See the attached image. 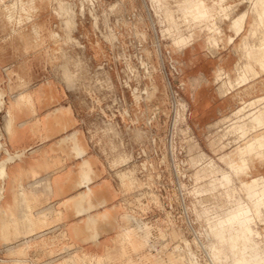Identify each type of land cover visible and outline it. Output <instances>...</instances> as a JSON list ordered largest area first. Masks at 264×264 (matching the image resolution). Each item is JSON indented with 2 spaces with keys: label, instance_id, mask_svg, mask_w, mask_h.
<instances>
[{
  "label": "rangeland",
  "instance_id": "374dc122",
  "mask_svg": "<svg viewBox=\"0 0 264 264\" xmlns=\"http://www.w3.org/2000/svg\"><path fill=\"white\" fill-rule=\"evenodd\" d=\"M9 1L12 0H5L6 3ZM67 1L73 3L76 9V25L67 29L64 27L66 18L49 12L43 14L59 37L58 42L46 38L40 49H27L25 41L20 42L18 38L13 44L4 40L8 32L3 29L4 23L0 18V91L4 92V103L0 107L1 141L6 148L8 109L16 95L21 92L35 93L39 88L46 87L44 83L65 90L91 147L95 148L107 170L106 177L119 193L118 206L113 211L115 218H110L109 224H113L111 230L101 235L100 248L90 242L74 243L65 234L63 226L50 228L52 224L31 236L30 239H34L30 242L31 251L23 257L9 254V249L20 246L23 239L12 244H3L0 239V264L17 258L25 259L24 264H54L77 254L80 256L79 262L91 264L83 252L87 249L93 253L101 252L106 246L105 253L89 254L96 259L112 249L114 254L120 256V251L116 252L115 249L120 248L116 240L119 239L121 226L126 223L122 218L124 212L153 228L152 242L161 251L157 254L154 248L147 246L132 251L128 246L127 255L132 257L134 264H139L140 258L145 256L153 258L152 264H158V259L161 264H194L191 260L189 262L192 254L199 264H212L210 247L215 246L216 250L221 247L218 240L208 233L209 221L206 216L212 218L217 213L224 214L228 207H235L236 199L246 200L240 183L255 176L254 165L257 167L256 173L264 175L263 154L253 149L248 156L250 170L245 168L246 173L233 176L229 186H221V174L230 173L228 161L226 158L222 161V156L226 157V153L233 151L230 161L236 162V148L250 139H240L233 125L244 122L242 117L260 105L246 107L241 115H237L236 111L264 95L241 103L233 117L207 126L205 112L194 108L197 103L195 92L205 81L193 78L197 72L193 68L195 45H202L203 50L205 41L212 44V33L207 22L198 19L188 21L177 7L182 0H98L95 11L97 21L88 11L87 3L86 13L79 14L84 0ZM212 1L205 0L210 6ZM241 1L227 0V4L232 5L229 19L235 18L244 9V6L237 5ZM116 3L120 9L112 11L110 6ZM57 6L55 0L50 4L53 8ZM167 10L174 22L167 17ZM223 13L221 10L215 12L211 22L220 26L221 20L226 21ZM181 19H185L184 22ZM166 22L171 24L167 26ZM249 34L253 37L250 29ZM237 35L230 44L235 43ZM156 39L162 62L157 55ZM255 43L259 44V40L255 38V41H249L247 35L241 39L239 46L245 59L244 44L255 46ZM59 46L62 49L58 53L55 49ZM201 55L197 54L198 59ZM67 69L73 74L71 80L65 76ZM255 69L258 73L255 77L264 72L256 64ZM221 78L222 73H217V79ZM154 85L157 89L151 98L137 102L136 96L145 90L151 91ZM217 92L215 98L220 101L226 89L220 85ZM141 95L145 97L144 93ZM250 126L251 123H248ZM124 154L130 156L128 163L111 166L113 159ZM202 154H205L204 159H201ZM5 156L3 149L0 161ZM132 169L137 184L133 188H126L119 174ZM211 183L216 184L215 189H212ZM38 209L35 205L34 210L37 212ZM252 223L251 227L257 231L254 238L264 251V206L260 217L256 216ZM132 225L131 222L126 224ZM43 238L53 240L54 244H37ZM134 240L139 242L140 238ZM223 251L228 253L229 249ZM172 253L177 256L176 259H182L173 262ZM231 261V257L226 259L222 254L217 264H231ZM104 264H118V261Z\"/></svg>",
  "mask_w": 264,
  "mask_h": 264
},
{
  "label": "crops",
  "instance_id": "0c3cea01",
  "mask_svg": "<svg viewBox=\"0 0 264 264\" xmlns=\"http://www.w3.org/2000/svg\"><path fill=\"white\" fill-rule=\"evenodd\" d=\"M237 5L244 6V9L236 16L249 11L246 1L242 0ZM252 22L253 17L249 11L242 31L235 37V43L227 44L226 36L233 35L234 32L228 28L230 21L221 20L219 25L223 35L220 37L219 45L214 46L205 41L203 50L200 44L194 47L193 68L197 72L193 78L205 81L195 92L197 103L194 108L196 111L205 112L207 126L233 117L243 101L264 95V72L250 78L246 83L237 84L241 67L245 62L244 52L239 44L245 35L249 37V41H255V37L249 34ZM197 54L203 55L198 59ZM257 69L259 70L258 67ZM219 72L222 73L221 79H217ZM230 82L234 84L232 89ZM43 85L46 87L39 88L35 93H19L10 106L13 128L11 134L5 130L6 149L11 154L21 157L7 166L3 197L0 201V208L6 212L8 219L20 218V189L23 187L34 220L39 226L32 234H21L17 239L6 242L1 228L0 213V239L4 244H12L18 239H23L20 244L22 246L34 240L30 239L33 234L52 224L50 228L63 226L65 234L70 236L74 243L90 242L100 248L101 235L112 228L113 224L109 222L118 206L119 193L116 186L106 177L107 170L103 167L95 148L91 147L67 92L50 83ZM220 85L226 89V93L217 101L215 97ZM20 94L30 95L32 103L19 101ZM247 137L250 139L235 150L237 153L243 150L241 156L246 162L242 165V172L245 173V168L250 170L248 163L250 150L258 149V154H263L264 159V127L257 128L240 139ZM232 153L233 151L226 155ZM253 171L255 176H264L256 173L255 165ZM84 177H90L91 182L85 185ZM88 191L92 194L91 198L86 200ZM35 205L39 207L37 212L34 210ZM80 207L86 210L77 213ZM44 213L47 216L43 221ZM90 216L96 218L95 224H88ZM92 234L96 237L93 238ZM106 248L107 246L97 253L88 249L86 251L90 254H102L106 252ZM12 249L14 248L9 249V252Z\"/></svg>",
  "mask_w": 264,
  "mask_h": 264
},
{
  "label": "bare ground",
  "instance_id": "6f19581e",
  "mask_svg": "<svg viewBox=\"0 0 264 264\" xmlns=\"http://www.w3.org/2000/svg\"><path fill=\"white\" fill-rule=\"evenodd\" d=\"M52 1L53 0H12V1H9V3H6L5 0H0V18H2L3 23H4L3 29L6 32H8L7 36L5 35L6 36L5 39L3 37L1 38H3L4 40L10 41L12 44L15 41V38H18L20 42L25 41L26 48L30 50L42 48L45 44L46 38H50V39H53L54 42H58L57 37H59V34L50 28L49 20L45 19L44 18L45 16L43 14L47 15L49 12L50 14L51 13L55 14L59 18H66L64 20L65 21L64 27H66L67 29L68 28L70 29L76 25V20H75V15H74V13H76V9L74 7V4L67 0H55L58 2V6L56 8H53V7H50V4L52 3ZM245 1L248 3L249 11L252 14V17L254 18V23L251 24L250 30H251L253 37L259 40V44L255 43V46L244 44L243 48L245 49V55H246L247 61L245 59L246 63H244V65H242L241 67L239 79L237 80L238 85L246 83L247 81H249L250 78L255 77L258 74L255 69V64L258 65L261 68V70L264 71V0H245ZM97 2L98 0L82 1L81 6L78 11L79 14L84 15L86 13L85 3H87L89 5L88 11L90 12L91 15L95 17V20L97 21L98 17L95 14ZM212 3L213 4L210 6L209 4L205 2V0H182V2H180V6L178 5L177 7H180V9L182 10V13H184L188 21L192 19H195V20L198 19L199 21H204V23L206 22L208 23L207 26L211 30V33H212L211 43L214 46H218L219 43L221 42L220 37L223 35V32L220 26H217L215 23L211 22L213 21L212 17L214 18L213 15L215 14V12H218L220 10L223 11L225 20L230 21L228 28L234 32L233 35L226 36L227 44L233 43L234 36L239 34L242 31L243 25L248 17L249 11L248 10L244 11L242 14L238 15L237 17L233 19H229L230 12L232 11V5H228L227 0H213ZM110 9L112 11H118L120 9V6L117 3L112 4L110 6ZM166 15L169 19H171L172 22H174L172 20L173 16L169 10L166 11ZM148 17L150 20L151 17L149 15ZM184 20L181 19V21L183 22ZM167 23L168 22H166V24ZM170 24L171 22H169L167 26H169ZM177 24H180V22ZM152 27H153V24H152ZM141 36L143 38L145 37L144 34H141ZM155 46H156L157 55L159 57V60L162 62L161 52H160L159 43L157 39L155 41ZM61 49L62 48H60L59 46V48L55 49V51H58L59 53ZM67 58H68V55H67ZM148 73H150L149 70H148ZM65 76L68 80H71L73 77V74L69 69H67L65 70ZM230 84L234 86L232 82H230ZM156 89H157V86L154 85L152 86L151 91L145 90L144 92L141 93V94L144 93L145 97L144 95H141V94L139 96H136L137 102H140V100L142 99L151 98L152 93ZM3 96H4V92L0 91V107L4 103ZM21 100L23 101L25 100L26 102L30 104L32 103L31 96L28 94L27 95L20 94L19 101ZM245 102L246 101H243L242 103H245ZM12 104L13 103H11V105ZM257 105H260V107L254 111L249 112L248 114L242 117L244 118V122L233 125V129H235V131L239 132L240 134L239 138L244 137L246 134H248L249 132L253 130H256L257 128L264 127V97H261L257 99L256 101H251L250 103H248L247 106L244 105L243 107H241V109H239V111L237 110L238 112L236 111V114L241 115V112L245 110L246 107L248 108V106H250V107L255 108V107H258ZM8 113H9V119L7 121L6 131L9 134H11L12 128H13V118L10 113V107L8 109ZM248 123H251L250 127H248ZM231 127H230V130L233 131ZM97 132H100V131H97ZM3 149L6 153V156L3 158V160L0 161V201L3 197L4 187L2 184L4 183V180L7 176V166L9 163L14 161L16 158L21 157L20 155L11 154L3 146V143L1 141V136H0V154ZM241 153H243V150H240L238 153L235 151V155L237 156V158L234 159L236 161L234 163L233 162L231 163L230 161L234 155L233 153L232 155L230 154L226 157L225 155L222 156V161H224L225 158L227 159L228 161L227 167L229 168L230 173L233 175H231L230 173L221 174V179H222L221 186L223 187L229 186L232 183V177L233 176L237 177L242 172L240 167L246 162V159H244L241 156ZM111 154L112 153H110V155ZM204 157H205V154H202L201 159H204ZM129 159H130V156L128 154L120 155L119 157L111 161V166L115 167L123 163L126 164L129 162ZM210 164L212 168L215 167L213 161H211ZM119 175L121 177L123 186H125L126 188H133L137 184V180L134 176L133 169L129 170L128 172L123 171ZM84 179L85 180L83 181V183H85V185L91 182L90 177H86V178L84 177ZM43 186H45V184ZM211 186H212V189L216 188L215 183H211ZM240 188L241 190L245 192L246 200H242L238 198V200L237 199L235 200L236 201L235 207H228L225 210L224 214L217 213L212 218L209 216H206L207 220L209 221V224H207L208 229H209L208 233L218 240L220 247H221V249H218V250H216L215 246L210 247V250H209L210 257L209 258L212 264L219 263L221 261L222 254H225L226 259H229L231 257L232 259L231 264H264V251L262 249L263 247H261L258 243L259 241L257 242L256 239L254 238L255 235L257 234V231L256 230L254 231L253 228L251 227V223L254 222V219L256 218V216L260 217L262 213V208L264 206V176H254L249 181H241ZM91 194H92L91 191H88L86 193V197H85L86 200H89L91 198ZM229 201L231 202L230 199ZM20 202H21L20 218H14V219L12 218L10 220L8 219V216H6V212L0 208L1 228H2L3 236L5 237L4 239L6 242H10L12 240L17 239L18 237L21 236V234H24V235L32 234L39 226V224H36L34 220V217L31 212V205L29 203L28 197H26V193L23 187H21L20 189ZM85 210L86 209H83L82 207H80L77 210V213L84 212ZM43 216H44L43 217V221H44L47 214L44 213ZM122 218L126 223L121 226L122 230L119 235V239L116 240V242L120 244V248H118V250H117V247L116 249L114 248L116 252L120 251V256L114 254V251L110 249L106 255L100 258L94 259L86 251L84 253V257L89 259L91 264H101V263L104 264L106 262H113V261H118V264H134L132 257L127 255L129 247H131L132 251H138L139 249H142L145 246H147L150 248H154L157 254L161 252L156 247V245L152 242V229L153 228L150 225H148L146 222H143V220L140 221L134 215L129 214L127 212H124L122 214ZM130 222L133 225L126 226V224ZM95 223H96L95 217H91V216L88 217L89 225L95 224ZM92 235H93V238L96 237L95 234H92ZM136 237L140 238L139 242H136L134 240ZM40 243L43 245L52 246L54 244V241L53 240L47 241L45 238H43L41 239V241L37 242V244H40ZM31 248H32V245L31 243L28 242L26 244H23L20 247L18 246V248L15 250L14 249L10 250L9 254L13 256L23 257L28 254ZM225 248L229 249L228 253L223 251V249ZM176 257L177 256L175 254L172 255L173 262H175V260L180 261V259H182L181 257L176 259ZM190 260L191 262L193 261L194 264H199V262L196 260L193 254L189 257V262ZM79 261H80L79 255H73V256L70 255L67 258H65L63 261L59 263H54V264H83ZM152 262H153L152 257L150 258V257L145 256V257L140 258L139 264H152ZM156 262H158V264H161L159 259L156 260ZM24 263H25V259L23 260V259L17 258V259H14L8 262L7 264H24Z\"/></svg>",
  "mask_w": 264,
  "mask_h": 264
}]
</instances>
